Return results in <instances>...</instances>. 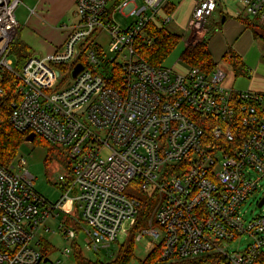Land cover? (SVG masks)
Returning <instances> with one entry per match:
<instances>
[{"label":"built area","instance_id":"1","mask_svg":"<svg viewBox=\"0 0 264 264\" xmlns=\"http://www.w3.org/2000/svg\"><path fill=\"white\" fill-rule=\"evenodd\" d=\"M21 2L0 0V77L11 71L21 96L11 102L9 122L67 148L73 178L67 183L60 174L63 193L50 201L36 190L24 158L0 165V264H61L46 257L38 237L73 204L86 225L85 250L109 249L139 214L140 199L127 192L132 181L154 198L136 239H159L161 260L214 255L215 264H264V192L260 213L247 219L244 210L263 189L264 90L229 87L219 67L183 71L142 58L135 41L148 23L172 20L169 0H75L78 20L63 26L64 43L16 69L10 45ZM217 4L197 0L187 46L204 34ZM245 4L246 15L264 25V0ZM78 63L83 69L73 77ZM59 228L68 240L77 236L64 223Z\"/></svg>","mask_w":264,"mask_h":264},{"label":"trees","instance_id":"2","mask_svg":"<svg viewBox=\"0 0 264 264\" xmlns=\"http://www.w3.org/2000/svg\"><path fill=\"white\" fill-rule=\"evenodd\" d=\"M166 10L170 12L169 7H167ZM243 23L247 28L253 31L255 37L260 36L264 38V25H261L258 20L243 18ZM180 37V35L169 31L165 26H160L151 22L146 26L144 33L136 39L135 47L137 52L147 62L154 66H163L165 60L178 45ZM10 53L14 58V66L16 69H20L33 54L31 48L20 39L19 30L10 45ZM225 59L231 62L236 75L242 73L245 65L239 55L233 51H229L225 55ZM181 60L189 66L198 67L206 72H210L217 67L208 48V40L206 38L188 45L181 55ZM116 73H120V68H116ZM109 84L115 86V80L113 82V78L110 79ZM18 87V78L11 71H4L0 77V165L3 167H9L18 156L21 144L28 135L27 132L15 129L9 122V115L12 109L11 102L21 97ZM233 129L235 133H239V129H244V127L237 121ZM210 131L211 127H206V135H209ZM37 139L41 138L35 135L33 141ZM46 141L49 143L48 140ZM54 160H57L68 169L69 172L66 182L70 183L73 175L68 149L49 143L46 161L53 162ZM130 185L133 186V188L135 187L136 193L128 192V194L138 197L141 201V206L137 218L130 226L128 238L126 242L121 245L116 259L112 261H102L100 259L92 260L85 257L82 251L77 248L74 252L77 261L76 264H129L131 262L135 255V235L139 229L146 226L154 206V198L148 200L147 193L142 191L135 181H132ZM161 250V245H156L142 261V264H215L217 261L216 256L207 255L194 259H182L168 262L160 259Z\"/></svg>","mask_w":264,"mask_h":264},{"label":"crops","instance_id":"3","mask_svg":"<svg viewBox=\"0 0 264 264\" xmlns=\"http://www.w3.org/2000/svg\"><path fill=\"white\" fill-rule=\"evenodd\" d=\"M169 1V5L171 1L173 3V10H170L172 12L170 22L180 28H185L184 35L189 38V23L197 0ZM245 1L218 0L217 7L210 17L213 31L212 28L208 29L205 25L204 34L197 37L193 43L206 38L211 55L219 68L223 64L225 55L229 51L235 52L245 65L240 75L248 76L249 81L236 88L237 80L231 79L228 86L234 89L260 91L264 90V74L257 70L254 72L252 69L254 63L250 61V53L252 51L261 53L260 64L262 65L264 63V44L261 39L256 41L253 31L243 23V18H250L244 10ZM169 8L171 7L169 6ZM27 13L25 19L18 21L20 39L31 48L33 54L41 56L54 52L64 43L67 31L63 29V25L75 23L78 20L75 14V0H30L27 2ZM210 32L213 33L209 36ZM229 63L231 64V62ZM188 67L189 65L182 61L179 70L184 71ZM232 68L234 70L233 66Z\"/></svg>","mask_w":264,"mask_h":264},{"label":"rangeland","instance_id":"4","mask_svg":"<svg viewBox=\"0 0 264 264\" xmlns=\"http://www.w3.org/2000/svg\"><path fill=\"white\" fill-rule=\"evenodd\" d=\"M30 0H22V3L20 4V8H17L16 15L18 21H21L22 19H25L27 16V2ZM170 2V1H169ZM172 1L170 3V10L172 9ZM169 14L172 16V12L170 11ZM251 19H254L252 16H250ZM66 24V23H65ZM64 26V25H63ZM62 26V27H63ZM169 31L176 33L180 35V41L176 48L172 51V53L168 56V58L165 60L164 65L171 68H176L179 70V68L182 65L181 55L185 48L187 47V43L185 39L183 38L184 33H186L185 28H180L178 25H174L173 22L168 23L165 26ZM206 28L211 29L213 31V27L209 23L206 25ZM213 32L209 33V36ZM261 39V42L264 44V38L263 37H255V40ZM102 43L103 48L105 51L109 50V36L107 34H103V38L100 40ZM261 53H256V51H252L250 53V61L254 63L252 69L254 72L256 70L264 74V63L260 64L261 59ZM223 59V58H222ZM223 64L220 65V67H223V71L227 74L225 84L229 85L230 80L233 79L236 81V88L240 87L242 85H245L249 78L245 75L236 76L234 73V70L232 68V65L228 62V60L223 59ZM232 81V82H233ZM231 82V83H232ZM241 90V89H237ZM1 123V119H0ZM38 138L36 141H29L26 139L19 149L18 156L14 159L12 163L17 164L21 158H24L26 160V167L29 169L31 174L35 177V188L36 190L43 195L45 198H47L50 201H57L60 199L63 188L62 185L58 182V177L60 174H68V169L65 168L63 165L60 164L57 160H54L53 162H47L46 156H47V149H48V143L42 136L37 135ZM11 163V164H12ZM10 164V165H11ZM261 184L263 186L262 191L259 192L258 195L252 197L248 202L244 205V210L246 209L248 213H246V218L249 219L255 214H258L261 212V208L257 206V198H259L262 193L264 192V178L261 179ZM127 192H134L136 193L135 187L128 186ZM71 214H65L63 212L60 213V216L57 218H50L47 221V225L51 228L50 232L41 231V234L38 238L40 240L39 248L46 254V257L50 261H57L61 260V264H76V258L74 255L75 249H80L82 251L83 255L89 259L97 260L100 259L102 261H112L113 259H116L118 252L121 248V245L124 244L128 238V235L125 237H120L118 241H116L109 249L102 250L99 252H93V251H87L85 250V233L83 228L86 227V225L82 223L81 220V213L79 208L73 204L71 208ZM64 223V226H69L75 229L77 236L73 240H68L64 236V230L59 228V224ZM138 232H143V228L139 229ZM136 233V234H137ZM149 242H153L155 245L159 243V239H154L152 236L148 234H143V238L141 240L136 239L135 235V251H134V257L132 258L131 262L129 264H142V261L146 258V256L151 252L150 248H148ZM66 247H69L71 249V253L69 256H66L63 254V251ZM236 247V245L234 246ZM236 248H234L235 250ZM233 250V249H232ZM231 250V251H232Z\"/></svg>","mask_w":264,"mask_h":264},{"label":"water","instance_id":"5","mask_svg":"<svg viewBox=\"0 0 264 264\" xmlns=\"http://www.w3.org/2000/svg\"><path fill=\"white\" fill-rule=\"evenodd\" d=\"M82 69H83V65L80 64V63H78V64L73 68V70H72V76H73V77H76L77 74H78ZM34 137H35V135L31 134V135H28V136L25 138V140L28 139L29 141L32 142L33 139H34ZM263 202H264V199L262 200V202L260 203V205H261Z\"/></svg>","mask_w":264,"mask_h":264}]
</instances>
